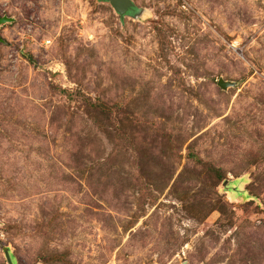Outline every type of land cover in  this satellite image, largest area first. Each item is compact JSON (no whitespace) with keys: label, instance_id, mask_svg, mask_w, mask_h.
I'll return each mask as SVG.
<instances>
[{"label":"rangeland","instance_id":"374dc122","mask_svg":"<svg viewBox=\"0 0 264 264\" xmlns=\"http://www.w3.org/2000/svg\"><path fill=\"white\" fill-rule=\"evenodd\" d=\"M132 2L0 0V264H264V0Z\"/></svg>","mask_w":264,"mask_h":264},{"label":"water","instance_id":"95a60500","mask_svg":"<svg viewBox=\"0 0 264 264\" xmlns=\"http://www.w3.org/2000/svg\"><path fill=\"white\" fill-rule=\"evenodd\" d=\"M108 2L112 8L120 15L122 18L124 15H128L135 11V6L132 0H99ZM11 18L6 16H0V24L10 21ZM218 85L221 87L225 86V83L222 80L218 81Z\"/></svg>","mask_w":264,"mask_h":264}]
</instances>
